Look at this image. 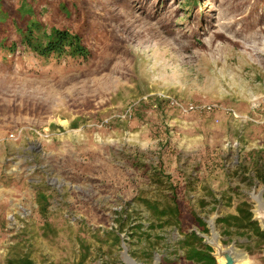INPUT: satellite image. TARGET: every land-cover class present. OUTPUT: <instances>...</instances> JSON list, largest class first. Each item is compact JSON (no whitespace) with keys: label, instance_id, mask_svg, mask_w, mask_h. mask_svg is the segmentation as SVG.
I'll return each instance as SVG.
<instances>
[{"label":"rangeland","instance_id":"obj_1","mask_svg":"<svg viewBox=\"0 0 264 264\" xmlns=\"http://www.w3.org/2000/svg\"><path fill=\"white\" fill-rule=\"evenodd\" d=\"M97 2L90 60L45 64L23 49L0 57V264L11 254L76 264L80 227L91 247L84 264H127L125 254L183 264L182 234L154 227L136 199L156 189L130 155L154 166L160 156L175 179L190 177L188 199L209 232L193 229L206 244L212 220L224 247L264 264L255 236L223 235L216 223L234 213L236 193L253 203V214L252 193L264 198V185L234 173L240 156L264 148L261 7L198 0L187 12L182 0ZM39 191L49 195L50 226ZM118 213L127 217L119 248L108 234L118 230Z\"/></svg>","mask_w":264,"mask_h":264},{"label":"trees","instance_id":"obj_2","mask_svg":"<svg viewBox=\"0 0 264 264\" xmlns=\"http://www.w3.org/2000/svg\"><path fill=\"white\" fill-rule=\"evenodd\" d=\"M198 0H182L181 11H192ZM253 12L261 7V18H264V0H256ZM97 0H0V57L7 61L18 50L31 53L37 60L48 64L60 59L88 61L93 56L91 49L90 24L95 19L93 5ZM180 10V9H179ZM252 13V12H251ZM161 102V101H160ZM144 106V101L140 102ZM142 112V111H140ZM135 113L138 114L137 111ZM77 120L72 121L77 126ZM157 165L146 163L137 155L128 156L129 164L147 176L156 192L152 195H138L141 203L153 218L154 227L173 226L182 239L179 246L183 249V264H217L213 255L214 249L203 241L198 234L209 232L206 221L197 213L188 199V192L193 182L190 177L184 179L173 177L166 172L163 159L158 156ZM234 173L246 180L249 186L264 185V148L254 149L240 156ZM208 195L215 200L213 191L203 186ZM230 189H225L222 196L230 201ZM235 192V191H234ZM237 192V191H236ZM40 213L44 226H50L47 218L48 196L38 192ZM234 206V213L217 218L222 234H251L256 237L260 247H264V230L254 219L253 203L243 193ZM202 204L205 202L202 200ZM127 217L118 213L115 219L117 229L109 231L111 246L120 247V232ZM80 233V234H79ZM79 256L76 264H84L91 255V247L85 237V228H79ZM7 264H37L28 254H11L6 259Z\"/></svg>","mask_w":264,"mask_h":264},{"label":"bare ground","instance_id":"obj_3","mask_svg":"<svg viewBox=\"0 0 264 264\" xmlns=\"http://www.w3.org/2000/svg\"><path fill=\"white\" fill-rule=\"evenodd\" d=\"M252 198L255 202V209H254V214L257 215H264V198H262L261 193H252ZM209 226H210V234L206 236V240L209 243H216L215 245H220L221 240H220V235L216 231L213 221H209ZM224 247L223 245H221ZM228 250H231L233 253V256L235 258V263L237 264H248L247 257L243 253H240L238 249L233 245L230 247H225ZM215 253H216V248L214 247ZM218 263L223 264L224 263V257L220 255H215ZM125 261L127 264H143L141 262L136 261L135 259H132L129 255H124ZM154 264H160L159 262V257H156V261Z\"/></svg>","mask_w":264,"mask_h":264},{"label":"water","instance_id":"obj_4","mask_svg":"<svg viewBox=\"0 0 264 264\" xmlns=\"http://www.w3.org/2000/svg\"><path fill=\"white\" fill-rule=\"evenodd\" d=\"M262 196V193H261ZM254 219L259 222V225L262 230H264V215H255L254 214ZM208 242V241H207ZM208 244L211 247L216 248V253L214 252L215 255H220L224 257V263L223 264H235V258L233 256V253L231 250L226 249L225 247H222V243L220 245H215L216 243H209Z\"/></svg>","mask_w":264,"mask_h":264}]
</instances>
